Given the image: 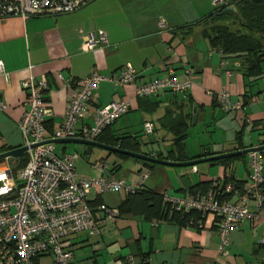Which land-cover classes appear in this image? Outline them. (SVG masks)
Instances as JSON below:
<instances>
[{
  "label": "crops",
  "instance_id": "obj_1",
  "mask_svg": "<svg viewBox=\"0 0 264 264\" xmlns=\"http://www.w3.org/2000/svg\"><path fill=\"white\" fill-rule=\"evenodd\" d=\"M240 1L222 0L215 6L213 0H94L69 14L0 19V62L7 73L0 75V100L7 106L0 112V145L14 149L23 143L17 123L26 108L22 82L30 76L48 80L46 128L53 132L63 121L78 81L93 73L116 77L127 64L136 73L135 84L101 82L77 130L91 125L98 108L126 99L130 102L128 112L107 128L104 138L136 137L142 152L137 154L155 159L156 155H169L174 136L161 120L167 110L179 113L181 105L190 111L184 141L189 157L199 160L264 145V75L247 76L239 59L226 57L211 46L204 35L209 29L202 24L221 8L237 10ZM160 20L164 22L161 27ZM97 30L106 34L108 46L84 51L85 34ZM57 74L71 80L72 86L66 87ZM169 76L178 82L188 78L190 88L178 94L161 91L150 98H135V86ZM221 91L229 93L235 108L225 110L215 100ZM145 123L153 126L149 135L144 134ZM59 144V154L70 153L67 144ZM88 147L81 155L84 159L75 160L78 177L123 180L134 188L172 198L194 195L190 190L199 184L211 186L218 181L243 186L249 178L248 153L221 159L226 163L218 160L169 167ZM260 153L264 162V152ZM96 161L106 162L108 169L102 173L92 169ZM126 196L125 191L92 192L88 199L93 210L101 204L119 209ZM250 210L255 211L252 205ZM95 220L97 236L80 233L67 241L72 264H260L261 212L254 222L245 220L229 232L227 255L218 253L220 240L212 214L201 215L194 224H179L169 218L150 220L126 211L114 222L96 211Z\"/></svg>",
  "mask_w": 264,
  "mask_h": 264
},
{
  "label": "built area",
  "instance_id": "obj_2",
  "mask_svg": "<svg viewBox=\"0 0 264 264\" xmlns=\"http://www.w3.org/2000/svg\"><path fill=\"white\" fill-rule=\"evenodd\" d=\"M94 0H0V19L18 16L26 20L31 17L57 16L69 14L86 6ZM222 0H213L217 6ZM164 22L159 21V26ZM108 40L102 30L85 34L83 50L107 47ZM0 75L7 76L0 62ZM171 75V74H170ZM57 79L66 87L72 81L57 74ZM103 81L115 85L133 86L136 73L127 64L116 77L101 76L93 73L80 81L72 89L63 121L53 132L46 128L50 115L45 105V93L49 90L46 77L30 76L22 82L26 92L25 111L17 126L26 147L25 164L18 168L11 158L0 160V264H40L42 258H51L52 264H72V251L67 247L70 237L80 233L97 236L99 227L95 212L111 222L119 217L117 209L104 205L93 207L89 203L92 192L102 194L106 191L133 192L137 188L127 185L123 180L78 177L75 171L77 154H57L55 140L81 139L96 141L102 132L123 117L129 110L126 99L113 101L98 108L91 125L76 129L83 120L93 93ZM190 80L178 82L173 77L145 83L134 88V96L146 99L159 92L178 94L190 88ZM215 100L225 110L235 108L229 101V93L221 91ZM7 106L0 100V112ZM144 134L153 131L151 123L143 126ZM2 152H0L1 154ZM249 178L243 186L229 182L220 184L214 181L205 193L184 198H172L163 194L164 202L182 212H197L201 215L215 216V227L220 244L218 253L227 255L228 234L243 221L254 222L258 213H264V162L260 152L248 153ZM91 168L99 172L108 169L104 161H96ZM196 171V168L193 167ZM146 177L142 174V178ZM228 197H235L231 200ZM255 211L250 210V206ZM96 210V211H95ZM261 247L260 264H264V232L259 239Z\"/></svg>",
  "mask_w": 264,
  "mask_h": 264
},
{
  "label": "trees",
  "instance_id": "obj_3",
  "mask_svg": "<svg viewBox=\"0 0 264 264\" xmlns=\"http://www.w3.org/2000/svg\"><path fill=\"white\" fill-rule=\"evenodd\" d=\"M245 1L241 0L238 2L236 6L237 16H234L228 9L221 8L204 20L202 24L209 29L204 32V35L208 38L211 46L226 55V57L239 59L247 76L256 78L264 75V0L259 2L249 0V3H245ZM179 109V113L167 110L161 120L162 126L173 134L174 139L172 151H170L169 155L167 157L156 155L155 157L158 160L184 163L199 158L197 156L189 157L185 151L184 141L189 128L190 111L183 105ZM106 130L107 128L96 141L112 147H119L128 152L142 153L140 142L136 137H111L106 140L104 138ZM88 149L91 150V147H88ZM9 150H12V148L8 146L0 148L2 153ZM118 156L125 157L123 155ZM10 161L20 168L25 164L26 156L23 155ZM226 162V160L220 161V163ZM239 184L237 185L240 186ZM209 189V184H199L191 189L190 193H205ZM262 191L264 193V184ZM117 210L119 213L126 211L132 215L144 216L150 220L169 218L179 224H187L189 222L194 224L201 217V214L197 212L186 213L177 211L169 203L164 202L163 195L156 194L150 190H140V188L127 193L126 198Z\"/></svg>",
  "mask_w": 264,
  "mask_h": 264
},
{
  "label": "water",
  "instance_id": "obj_4",
  "mask_svg": "<svg viewBox=\"0 0 264 264\" xmlns=\"http://www.w3.org/2000/svg\"><path fill=\"white\" fill-rule=\"evenodd\" d=\"M259 1L260 0H253V2H259ZM249 2H250L249 0L245 1V3H249ZM229 11H231L232 14H234V16L238 15L237 10H235L234 8H230ZM53 143H55V144H59V143L78 144V145L97 147V148L104 149V150L109 151V152L118 153V154L126 155V156H129L132 158H136L139 160H144V161H147L150 163L159 164V165H163V166H169V167L195 166V165H198L201 163L214 162V161H218V160L225 159V158H231V157H235V156L246 155L247 153H249L251 151L264 152V145L259 144L256 147L245 149L242 151H236V152H231V153L221 154V155H216V156H209L207 158H203V159H199V160H195V161H191V162L175 163V162L158 160V159L151 158L149 156H145L142 154H136V153L128 152L126 150L107 146V145L101 144V143L96 142V141H86V140L72 138V139H64V140H55V141H53ZM26 150H27L26 147L20 146V147L14 148L12 150H9L7 152H3L0 154V160L6 159V158H11V159L20 158L24 155ZM208 154H209V152H208Z\"/></svg>",
  "mask_w": 264,
  "mask_h": 264
},
{
  "label": "rangeland",
  "instance_id": "obj_5",
  "mask_svg": "<svg viewBox=\"0 0 264 264\" xmlns=\"http://www.w3.org/2000/svg\"><path fill=\"white\" fill-rule=\"evenodd\" d=\"M62 144H57V154H59L60 148H61ZM2 146L0 145V148ZM67 150L71 153V154H77V156L79 157V160H83L84 158L81 156L85 146L83 145H74V144H67L66 146ZM96 152H101V153H105L104 151H101L99 149H95ZM111 158H113V156H111ZM78 161H76L77 164ZM40 264H52V260L51 258L47 257V258H42L40 261Z\"/></svg>",
  "mask_w": 264,
  "mask_h": 264
}]
</instances>
